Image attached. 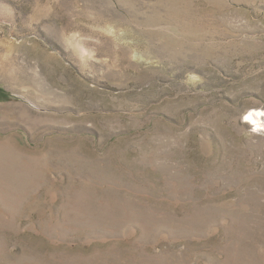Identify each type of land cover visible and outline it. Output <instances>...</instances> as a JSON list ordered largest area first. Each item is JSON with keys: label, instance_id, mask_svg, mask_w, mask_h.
Returning <instances> with one entry per match:
<instances>
[{"label": "rangeland", "instance_id": "1", "mask_svg": "<svg viewBox=\"0 0 264 264\" xmlns=\"http://www.w3.org/2000/svg\"><path fill=\"white\" fill-rule=\"evenodd\" d=\"M0 264H264V0H0Z\"/></svg>", "mask_w": 264, "mask_h": 264}, {"label": "bare ground", "instance_id": "2", "mask_svg": "<svg viewBox=\"0 0 264 264\" xmlns=\"http://www.w3.org/2000/svg\"><path fill=\"white\" fill-rule=\"evenodd\" d=\"M247 121H249L254 132L264 130V111L252 110L247 114Z\"/></svg>", "mask_w": 264, "mask_h": 264}, {"label": "trees", "instance_id": "3", "mask_svg": "<svg viewBox=\"0 0 264 264\" xmlns=\"http://www.w3.org/2000/svg\"><path fill=\"white\" fill-rule=\"evenodd\" d=\"M3 91H2V89L0 88V94L2 93Z\"/></svg>", "mask_w": 264, "mask_h": 264}]
</instances>
